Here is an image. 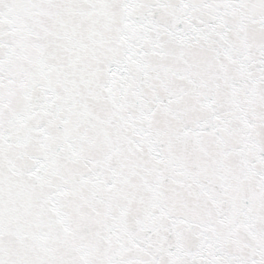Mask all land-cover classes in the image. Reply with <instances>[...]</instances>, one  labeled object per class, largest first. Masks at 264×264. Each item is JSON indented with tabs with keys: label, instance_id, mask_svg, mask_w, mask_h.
I'll use <instances>...</instances> for the list:
<instances>
[{
	"label": "snow or ice",
	"instance_id": "6c2138e0",
	"mask_svg": "<svg viewBox=\"0 0 264 264\" xmlns=\"http://www.w3.org/2000/svg\"><path fill=\"white\" fill-rule=\"evenodd\" d=\"M0 264H264V0H0Z\"/></svg>",
	"mask_w": 264,
	"mask_h": 264
}]
</instances>
